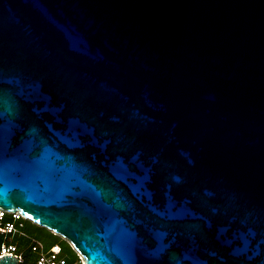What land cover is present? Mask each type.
<instances>
[{
  "label": "water",
  "instance_id": "obj_1",
  "mask_svg": "<svg viewBox=\"0 0 264 264\" xmlns=\"http://www.w3.org/2000/svg\"><path fill=\"white\" fill-rule=\"evenodd\" d=\"M0 210L85 264H264V0H0Z\"/></svg>",
  "mask_w": 264,
  "mask_h": 264
},
{
  "label": "built area",
  "instance_id": "obj_2",
  "mask_svg": "<svg viewBox=\"0 0 264 264\" xmlns=\"http://www.w3.org/2000/svg\"><path fill=\"white\" fill-rule=\"evenodd\" d=\"M6 215H10L12 219L2 224L0 227V236H2V242L0 243V256L12 254L17 256L19 264H27L25 252L21 251L19 246L8 243L7 241L9 237L18 236L28 240L29 245L27 250L34 254V264H85L81 254L67 239L63 237L61 238V240L66 241L69 244L72 252L75 254V261L72 263H70L68 255L64 253L61 242L54 243L50 246L45 245L36 237L26 233L23 221H26L27 219H25L20 213L0 210L1 219Z\"/></svg>",
  "mask_w": 264,
  "mask_h": 264
},
{
  "label": "trees",
  "instance_id": "obj_3",
  "mask_svg": "<svg viewBox=\"0 0 264 264\" xmlns=\"http://www.w3.org/2000/svg\"><path fill=\"white\" fill-rule=\"evenodd\" d=\"M11 216L6 215L5 217H3L4 221L7 220H11ZM28 224H26L25 226V231L28 234L33 235L34 237L43 240L47 245H52L54 243L60 242L61 238L57 235H55L54 233H52L51 231L42 228L36 224H34L31 221H28ZM2 242V236H0V243ZM16 242H18V244L22 247L25 248L28 245L27 239L26 238H22L20 240H16ZM62 246H63V251L65 254L68 255L69 261L70 263L75 261V254L72 252L71 247L69 246V244L66 241L62 240ZM26 251V258H27V264H34V254L32 252H30L29 250H27V248L24 249ZM71 251V253H70ZM73 253V254H72Z\"/></svg>",
  "mask_w": 264,
  "mask_h": 264
},
{
  "label": "rangeland",
  "instance_id": "obj_4",
  "mask_svg": "<svg viewBox=\"0 0 264 264\" xmlns=\"http://www.w3.org/2000/svg\"><path fill=\"white\" fill-rule=\"evenodd\" d=\"M9 216H10V215H9ZM8 221H10V220L4 221L3 218H2V219L0 218V227H1L2 224L6 223V222H8ZM23 224H24V229H25V226H26V224H28V222H27V221H23ZM26 233H27V232H26ZM27 234H28V233H27ZM29 235H31V234H29ZM31 236H33V235H31ZM59 237H60V236H59ZM60 238H62V237H60ZM20 239H22V237H18V236H16V237H9L7 241H8V243H12V244H15V245L19 246V248L21 249V251H24L25 254H26V251H25L24 249L28 247L29 242H28V240H27L28 245H27L25 248H22V247L18 244V242H16V240H20ZM37 239H38V238H37ZM39 240H40V239H39ZM40 241H42L45 245H47L43 240H40ZM60 242H62V240H61ZM48 246H50V245H48ZM70 253H71V251H70ZM72 254H73V253H72Z\"/></svg>",
  "mask_w": 264,
  "mask_h": 264
},
{
  "label": "clouds",
  "instance_id": "obj_5",
  "mask_svg": "<svg viewBox=\"0 0 264 264\" xmlns=\"http://www.w3.org/2000/svg\"><path fill=\"white\" fill-rule=\"evenodd\" d=\"M29 221V220H28ZM53 233V232H52ZM55 234V233H54ZM55 235H57V234H55Z\"/></svg>",
  "mask_w": 264,
  "mask_h": 264
}]
</instances>
